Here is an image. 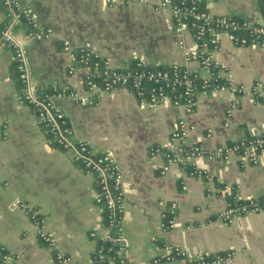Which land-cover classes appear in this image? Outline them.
Instances as JSON below:
<instances>
[{
	"label": "crops",
	"instance_id": "crops-1",
	"mask_svg": "<svg viewBox=\"0 0 264 264\" xmlns=\"http://www.w3.org/2000/svg\"><path fill=\"white\" fill-rule=\"evenodd\" d=\"M16 1L29 7L39 29L52 30L45 39L28 37L22 23L12 29L26 47L31 81L39 93L53 86L84 92L85 71L77 67L68 75L72 60L62 51L61 40L72 46L91 43L113 68L143 59L158 67L196 69L194 62L185 60V50L193 48L190 38L184 37L185 49L177 47L180 37L168 13L159 8L161 0L123 6H104L102 0ZM202 8L254 22L264 17L260 0L204 1ZM6 13L0 1V30ZM214 59L234 85L264 83V49L237 47L223 35ZM18 91L12 51L0 48V244L18 264H49L52 250L38 240L36 225L20 210L19 203H25L43 217L45 229L56 232L57 247L69 256V264H92L97 241L89 233L104 232L94 179L72 162L69 153L46 140L32 109L17 100ZM227 98L218 91L199 95L191 113L169 102L140 107L124 89L105 94L89 107L55 100L67 113L74 136L97 152H110L123 169V227L129 244L125 264H153L157 245L176 246L189 254L231 251L229 264H264V212L229 224L214 220L231 200V192L242 200L264 194V154L257 166L235 156L227 162L209 159L217 146L264 133V97L243 96L225 125ZM179 119L188 127L185 143L200 144L206 151L194 160L195 168L211 179L191 176L178 165L160 175L163 158L148 155L150 146L169 143ZM161 202L176 203L173 231L160 228Z\"/></svg>",
	"mask_w": 264,
	"mask_h": 264
},
{
	"label": "built area",
	"instance_id": "built-area-1",
	"mask_svg": "<svg viewBox=\"0 0 264 264\" xmlns=\"http://www.w3.org/2000/svg\"><path fill=\"white\" fill-rule=\"evenodd\" d=\"M0 1L7 12L6 22L0 30V48L8 47L12 51L19 87L17 100L32 109L46 140L69 153L72 162L94 179V199L102 209L104 232L100 236L95 232L89 233V237L97 241L91 255L92 264H125L129 244L123 227L126 203L123 169L110 152H97L88 143L74 136L67 113L55 100L64 99L74 105L89 107L96 105L105 94L124 89L133 94L140 107L169 102L173 106L183 107L186 113H191L196 107L197 96H206L213 91L225 92L228 95L225 112L227 125L243 96L249 95L255 99L264 97V83L258 81L248 87L234 85L226 71L215 63L214 53L219 51L223 35L237 47L264 49V17L262 21L254 22L245 17L215 15L202 8L204 1L214 0H161L159 8L168 13L173 32L180 37L177 47L186 48L185 35L191 40L193 48L185 50V60L194 62L195 70L176 64L158 67L143 59H136L130 67L113 68L108 59L99 55L91 43L82 42L72 46L68 41L61 40L62 51L72 60V65L67 70L68 75H72L77 67L85 71L82 82L84 92L66 91L53 86L48 91L39 93L31 81L26 47L12 35V29L22 23L26 27L28 37L45 39L52 35V30L39 29L27 5H21L16 0ZM143 2L144 0H102L104 6ZM217 81L222 84L216 85ZM187 130L185 122L182 119L177 120L170 132L169 143L150 146L148 155L163 158L160 175H164L173 165H178L191 176L202 175L211 179L206 172H201L194 166V160L206 151L200 144L185 143ZM263 154L264 133H261L217 146L209 153V159L227 162L235 156L242 163L257 166L261 163ZM230 189L226 187L225 191L229 192ZM161 204L164 209L159 216L160 228L162 231H173L176 227V203ZM19 208L36 225L38 240L52 250L49 264H69V256L57 247L56 232L44 228L43 217L38 211L25 203H19ZM262 212L264 194L259 198L244 199L237 205H226L214 220L229 224L237 217ZM156 251L158 254L153 258V264L177 261H185L187 264H229L234 255L231 251L206 255L189 254L170 245H157ZM16 260L17 258L10 255L0 244V264H18Z\"/></svg>",
	"mask_w": 264,
	"mask_h": 264
},
{
	"label": "trees",
	"instance_id": "trees-1",
	"mask_svg": "<svg viewBox=\"0 0 264 264\" xmlns=\"http://www.w3.org/2000/svg\"><path fill=\"white\" fill-rule=\"evenodd\" d=\"M260 11L264 14V0H260ZM239 34H242V33H239ZM215 84L216 85H220V84H222V82L221 81H217V82H215ZM231 195H230V198H231V200L228 202V204L227 205H229V206H233V205H237V204H240V203H242V200L241 199H237L236 201H235V197H234V195H233V192H231L230 193ZM233 196V197H232ZM233 198V199H232Z\"/></svg>",
	"mask_w": 264,
	"mask_h": 264
}]
</instances>
